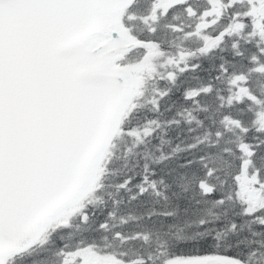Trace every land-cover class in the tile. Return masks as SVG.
I'll use <instances>...</instances> for the list:
<instances>
[{
    "label": "snow or ice",
    "instance_id": "snow-or-ice-1",
    "mask_svg": "<svg viewBox=\"0 0 264 264\" xmlns=\"http://www.w3.org/2000/svg\"><path fill=\"white\" fill-rule=\"evenodd\" d=\"M0 264H264V0H0Z\"/></svg>",
    "mask_w": 264,
    "mask_h": 264
}]
</instances>
